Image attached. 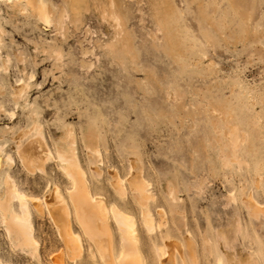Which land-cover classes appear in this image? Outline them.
<instances>
[{
    "label": "rangeland",
    "instance_id": "1",
    "mask_svg": "<svg viewBox=\"0 0 264 264\" xmlns=\"http://www.w3.org/2000/svg\"><path fill=\"white\" fill-rule=\"evenodd\" d=\"M42 4L51 23L0 0V201L10 174L49 207L56 186L70 202L74 178L55 156L73 138L88 194L134 218L146 264H264V0ZM38 132L52 151L44 170L17 148ZM33 200L35 245L0 212L3 262L106 264L73 205L81 239ZM106 216L94 234L119 255L126 242Z\"/></svg>",
    "mask_w": 264,
    "mask_h": 264
},
{
    "label": "bare ground",
    "instance_id": "2",
    "mask_svg": "<svg viewBox=\"0 0 264 264\" xmlns=\"http://www.w3.org/2000/svg\"><path fill=\"white\" fill-rule=\"evenodd\" d=\"M8 1H12V0H8ZM23 1H24L25 8L30 9V11L34 15L42 19L44 23H48V22L51 23L50 20L51 18H53L52 13H51L52 11L50 10L49 7L42 4V0H23ZM111 14H116V12L111 13ZM116 19L119 21L118 16ZM26 88L27 87H24V86L19 87L17 93H19L20 95L21 91ZM33 130L34 129L32 127V131ZM32 131L30 134H28L30 135V137H31ZM38 133H37L38 138L33 137L34 139L28 143L21 142L22 139L20 140V142L16 140L17 148L20 147L21 149L22 147V150H24V153L21 156L23 162H28V163H31L32 165L35 164L37 168H39L40 170H44L42 162H46L47 156H48V155L46 156V154H51L52 151L44 135L41 132H38ZM25 135H27V133ZM17 138L19 139L20 136H17L16 139ZM70 144L72 148H70L69 145H66L65 143L61 142L58 146L56 156H55L56 159L66 169L67 171L66 173H68L71 177L74 178L73 179L74 186L73 188L71 187L72 192L70 196V202L67 200V198L64 197V195L61 194L58 186L54 188L53 193L54 195H56V197L54 198H56L59 202V204H56L59 206L57 210L55 208H52L53 206L49 205V203L46 201V199L49 197H45L43 200H40L38 199L37 196L35 197L32 195H28L20 187L17 186L13 176H11L10 174L6 175L5 180H4L6 192H5V195L1 197L2 200L0 201V212L2 215V221L6 225L7 232L10 235L14 234L16 240L20 244H23V245L32 246L38 242L36 240V236L34 233L35 229H34V224H33L32 208L29 204V202L32 199H34L33 203L34 202L38 203L40 201H43L48 213H50L53 219L59 224L60 229L64 232L67 238H72V235H76V237L81 239V236L72 230L71 224L69 221V212L72 211L71 205H73L74 213L77 217V220L79 221V223L85 230H88V233H89L88 235H90L93 238V240H96L98 244L97 246H99L98 248H100V251H102L103 253V257L105 258L104 262L106 264H146L143 254H142L140 244H139L138 237L136 236V233H135L136 225L133 220L134 218L130 214L126 213L123 209H121L118 205H114L112 206L111 209H109L105 206L104 203L98 202L99 200L97 201L96 195H92L91 193L88 194V187L86 186L85 182L82 181V178H79V176H82V177L84 176L85 170L81 166V163L77 155L74 152L75 141L73 140V138H71ZM92 144H93L92 147L93 146L95 147L94 143ZM29 147L31 149H28ZM94 147L91 149L96 148ZM29 150L32 151V154L28 152ZM34 151L40 152L39 157L34 156V153H33ZM0 152L1 153L3 152V146L1 144H0ZM19 152L21 153L20 150ZM1 153H0V160L2 157ZM7 158L13 161L9 155H7ZM2 164L4 165V159L2 161ZM49 206H52V207H49ZM108 211L112 213L114 220L116 221L117 225L120 228L122 238L126 242L125 248L121 251L119 255H117L114 252V250L111 248L110 246L111 244H108L106 242L107 240L104 241V239H99L94 234V228L96 226H99L98 225L99 223L106 222L108 220L106 218L107 217L106 214ZM145 217H146L145 221L147 224L146 226H148L149 229H152L153 227L152 216L150 215V213L149 214L147 213V216ZM80 248L78 249L81 251ZM0 264H6V262H3L0 259Z\"/></svg>",
    "mask_w": 264,
    "mask_h": 264
}]
</instances>
